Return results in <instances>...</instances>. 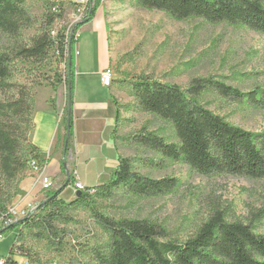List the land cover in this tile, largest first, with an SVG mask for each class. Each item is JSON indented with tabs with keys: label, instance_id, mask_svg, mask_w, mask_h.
Here are the masks:
<instances>
[{
	"label": "trees",
	"instance_id": "1",
	"mask_svg": "<svg viewBox=\"0 0 264 264\" xmlns=\"http://www.w3.org/2000/svg\"><path fill=\"white\" fill-rule=\"evenodd\" d=\"M80 22L54 30L56 22L65 20L63 1L47 2L43 29L33 38L30 46H16L11 51L0 50V216L6 214L18 189L20 173L29 162L41 159L31 141L34 130V93L27 84L11 81L12 56L33 63L46 62L51 54L64 63L65 71L56 70L47 83L56 89L70 83L71 102L75 92L74 45L80 28L90 22L100 9V0ZM146 9L167 12L175 19L201 18L209 23L243 25L264 34L263 0H136ZM25 9V0H0V30L19 36L31 25ZM70 30V31H69ZM69 31V33H68ZM71 44L72 64L68 69V47ZM207 90L216 93L227 104L247 103L264 108V88L242 92L215 79H194L185 91L176 84L141 79L133 83V97L140 108L171 123L178 143L166 142L163 136L148 133L135 136L141 147L153 150L162 157L184 162L191 171L202 176L232 175L248 179H264V133H254L227 122L199 102ZM116 107V136L121 116ZM65 131L68 106L63 119ZM70 137L64 150L66 158L74 136L73 116H70ZM66 132L63 137L65 148ZM65 160V159H64ZM74 182L69 179L57 190L48 192L29 216L19 219L2 230L14 229L18 236L9 250L4 264H16L15 256H25L22 229L38 239L46 240L59 251L63 250L62 235L57 223L71 220V211L77 207L90 210L95 223L107 235V241L83 250L85 260L72 264H264V234L257 233L242 220H228L229 214L215 211L199 228L196 235L185 242L164 240V232L149 220L108 217L95 204L98 199H110L114 192L125 187L131 194L160 196L172 192L179 185L176 178L153 179L133 169L132 160L120 156L118 165L107 182L85 187L79 197L66 201L62 192ZM91 190H94L93 193ZM78 192V191H77ZM264 218V209L258 212ZM71 264V263H70Z\"/></svg>",
	"mask_w": 264,
	"mask_h": 264
},
{
	"label": "rangeland",
	"instance_id": "2",
	"mask_svg": "<svg viewBox=\"0 0 264 264\" xmlns=\"http://www.w3.org/2000/svg\"><path fill=\"white\" fill-rule=\"evenodd\" d=\"M55 1L58 0H25L32 23L19 36L0 30V50L30 46L44 27L47 2ZM61 1L65 4L66 15L63 22L55 23L56 31L62 26L69 27L77 13L75 1ZM93 5V0L78 4L86 8L87 15ZM100 9L110 22L111 86L125 94L124 105L120 106L124 113L115 136L119 146L132 160L134 171L153 179L176 178L179 185L160 196H139L121 187L110 199L95 200L94 206L111 218L149 220L162 229L164 240L187 241L217 210L229 214L228 220H242L257 233L264 234V218L258 213L264 209V179L202 176L182 161L162 157L141 147L134 141L135 136L155 133L169 143H178V138L171 123L144 112L133 97V83L141 79L176 84L185 91L194 79H215L242 92L264 88V34L243 25L213 24L201 18L175 19L167 12L141 7L136 0H100ZM73 55L76 59L75 47ZM10 69L11 81L27 84L35 94L34 89L39 84L47 83L57 69L64 73L65 66L56 61L52 53L42 64L12 56ZM99 88L101 92L109 91L105 87ZM199 102L234 126L264 133V108L247 103L227 104L211 90L205 91ZM104 131L105 127H102L100 133L103 135ZM81 168H84L83 164L78 170ZM50 180L52 186L46 190L42 188L44 193L55 191L52 178ZM2 183L0 175V187ZM77 183L75 190L82 191L76 188ZM76 193L70 195V191H65L62 197L72 201L77 198ZM13 200L8 209H19L18 198ZM41 202L30 203L25 209L36 208ZM57 227L63 236L62 251L22 229L24 240L15 245L23 246L29 264L76 263L85 260V248L107 241V235L86 208L73 209L71 220L66 224L57 223ZM17 236V229L2 234L0 261L7 258Z\"/></svg>",
	"mask_w": 264,
	"mask_h": 264
},
{
	"label": "crops",
	"instance_id": "3",
	"mask_svg": "<svg viewBox=\"0 0 264 264\" xmlns=\"http://www.w3.org/2000/svg\"><path fill=\"white\" fill-rule=\"evenodd\" d=\"M109 23L103 9H100L90 22L80 28L74 45L76 52H79L75 59V92L72 104L75 137L66 158L64 146L60 143L66 132L63 119L68 106L67 86L63 83L53 89L48 83H44L34 89L35 127L31 141L41 159L45 160V175L52 178L53 190L59 189L71 173L74 175V183L63 191H70V195L77 192L74 188L76 182L86 187L104 183L115 171L119 157H127L124 149L119 146V141L112 137L116 117L114 100L119 106H123L125 94L116 87L105 86L101 80V73L111 66ZM99 87L108 88L109 91L101 92ZM120 111L122 115L123 108ZM102 127H105L103 135L100 133ZM82 164L84 168L78 170ZM44 192L39 173L30 166L23 169L14 197L18 198V208L25 209L30 203L44 201L48 193Z\"/></svg>",
	"mask_w": 264,
	"mask_h": 264
},
{
	"label": "built area",
	"instance_id": "4",
	"mask_svg": "<svg viewBox=\"0 0 264 264\" xmlns=\"http://www.w3.org/2000/svg\"><path fill=\"white\" fill-rule=\"evenodd\" d=\"M76 2V6H77V13L74 14L73 16V21L72 24L78 23L80 21H82L86 16H87V10L85 7H79L78 4L80 5L81 3L85 2L86 0H72ZM71 24V25H72ZM70 25V26H71ZM69 26V28H70ZM70 31V30H69ZM68 31V33H69ZM79 33L77 34V38H78ZM79 52L77 51V54ZM101 80L103 82V84L107 87L112 85L113 82V72L111 70V68H106L102 73H101ZM29 165L31 166V168L39 173V181L40 184L42 185L43 189H50L52 186L51 180L48 176H45V171H46V164L45 163H40L36 158L32 159L29 162ZM76 188L77 189H85V186L83 184H81L80 182H78L76 184ZM94 190H91V192L93 193ZM35 208H32L31 210H27V209H17L15 207L9 208L8 211L6 212V214H3L2 216H0V238H2V230H4L7 226H10L11 224H13L14 222H16L19 219H23L27 216H29V214L34 210ZM16 258V264H29L28 259L26 258V256H15ZM18 258V259H17ZM20 258V259H19ZM5 263V259L0 261V264H4Z\"/></svg>",
	"mask_w": 264,
	"mask_h": 264
},
{
	"label": "water",
	"instance_id": "5",
	"mask_svg": "<svg viewBox=\"0 0 264 264\" xmlns=\"http://www.w3.org/2000/svg\"><path fill=\"white\" fill-rule=\"evenodd\" d=\"M71 64H72V56H71V44L68 47V69L70 72L71 69ZM68 123H67V130H66V140H65V149L67 147L68 141H69V137H70V130H71V124H70V116H71V111H72V102H71V89H70V83L68 85ZM65 165V163H64ZM70 176V175H69ZM69 179V178H68ZM81 194V191H78L76 193L77 197H79Z\"/></svg>",
	"mask_w": 264,
	"mask_h": 264
}]
</instances>
